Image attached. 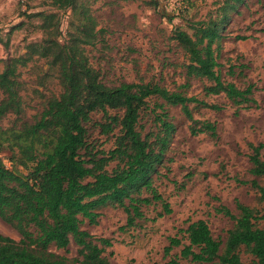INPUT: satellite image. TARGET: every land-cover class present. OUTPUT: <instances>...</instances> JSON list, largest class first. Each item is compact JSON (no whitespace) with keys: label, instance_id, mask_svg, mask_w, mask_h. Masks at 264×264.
Wrapping results in <instances>:
<instances>
[{"label":"trees","instance_id":"1","mask_svg":"<svg viewBox=\"0 0 264 264\" xmlns=\"http://www.w3.org/2000/svg\"><path fill=\"white\" fill-rule=\"evenodd\" d=\"M142 1L153 9L159 5L158 0ZM244 2L215 0L203 19L187 20L191 32L175 27L170 35L186 57L182 64L186 78L207 80L204 94H224L236 106L235 114L257 106L255 84L241 88L225 82L216 68L221 41ZM49 3L54 9L71 12L66 37L60 38V17L56 12L26 11L27 17L40 18L42 37L28 42L24 54L6 59L0 71V122L13 114L19 123L5 130L0 128V219L20 236L15 240L0 233V264H112L105 255L106 248L112 246L111 240L90 234L82 225L97 224L100 210L107 206L123 209L126 220L122 230L134 228L138 220L156 221L171 214L170 202L156 185L176 132L166 106L180 107L190 122L192 135L207 133L212 138H217L216 124L209 120L199 122L190 105L214 110H221L222 106L153 81L106 85L86 53V46L104 43V29L99 27L92 1ZM40 59L55 70L59 92L46 95L34 89L42 94V110L31 121L23 120L20 68ZM233 67L229 66V74L234 73ZM38 83L44 87V79ZM186 86L188 83L180 88ZM92 113H101L102 119L93 122L99 133L113 135L108 150L90 136L87 125L92 122ZM143 113L152 123L145 132L140 124ZM248 146L249 174L254 178L237 181L249 184L257 192L262 209L237 199V215L226 206L217 207V213L234 220L223 242L212 236L206 220H188L185 228L168 237L164 256L180 246V258L191 263L264 264V145ZM3 152L8 153L12 168L6 166ZM144 207H153L155 215L147 218ZM71 241L77 246L76 256L55 251L67 250ZM241 252L251 256L249 262L242 260ZM163 264L181 262L174 256Z\"/></svg>","mask_w":264,"mask_h":264},{"label":"rangeland","instance_id":"2","mask_svg":"<svg viewBox=\"0 0 264 264\" xmlns=\"http://www.w3.org/2000/svg\"><path fill=\"white\" fill-rule=\"evenodd\" d=\"M91 1L99 27L104 29V43L86 46V53L106 85L153 81L169 90L183 91L209 104L220 105L222 109L190 105L199 122L209 120L216 124L217 138H212L207 133L192 135L190 122L180 107L166 106L176 132L166 152L164 166L160 167L161 175L156 179V185L170 202L171 214L156 221L138 220L134 228L122 230L126 220L123 209L107 206L100 210L97 224L84 223L82 228L94 236L111 240L112 246L106 248L105 255L112 264H163L174 256L179 257L181 264H199L180 258V246L164 256L163 248L168 244V237L174 236L179 228H185L188 220L204 219L212 236L223 242L234 220L217 213V207L226 206L234 215H237L235 199L258 209L263 207L257 202V192L249 184L237 180L254 178L249 174L251 151L248 144L264 145V32L261 31L264 28V0H245L239 7V14L233 15L226 37L221 41L216 69L222 80L241 88L248 83L255 84L257 106L241 109L237 114L234 113L236 106L224 94H204L203 86L209 84L207 80L186 78L182 67L186 62L184 52L170 39L175 27L191 32L187 20L203 19L215 0H158L156 9L145 5L142 0ZM49 2L0 0V71L6 59L24 54L28 42L39 41L42 37L40 18L27 17L26 11L56 12L60 17V38L66 37L71 12L54 9ZM230 65L234 66L233 74L228 72ZM20 73V95L25 108L23 120L31 121L42 110V94L58 93L59 85L55 70L44 59L29 62L20 68ZM44 74H47L45 78L41 77ZM43 79L44 87L38 83ZM185 83L188 86L180 88ZM2 97L0 91V99ZM110 113L114 114V111ZM91 116L92 122L87 125L90 136L101 148L108 150L112 147L113 135L100 134L93 125L102 119L101 113H92ZM15 119L13 114L6 116L0 122V128L18 126ZM140 124L144 126L143 132L152 126L147 113L142 114ZM7 154L3 152L5 164L12 168ZM261 157L264 160V147ZM166 168H169L168 172ZM143 210L147 218L155 215L153 207H144ZM262 224L260 222V226ZM0 233L15 240L20 238L17 231L1 219ZM183 243H186L185 239ZM55 251L74 257L77 246L71 241L67 250ZM240 256L245 262L251 259L243 252Z\"/></svg>","mask_w":264,"mask_h":264}]
</instances>
